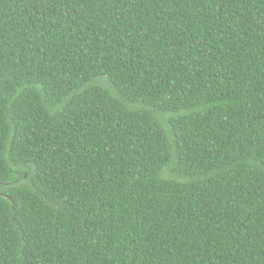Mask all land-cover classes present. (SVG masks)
<instances>
[{
  "label": "trees",
  "instance_id": "obj_1",
  "mask_svg": "<svg viewBox=\"0 0 264 264\" xmlns=\"http://www.w3.org/2000/svg\"><path fill=\"white\" fill-rule=\"evenodd\" d=\"M0 264H264V0H0Z\"/></svg>",
  "mask_w": 264,
  "mask_h": 264
}]
</instances>
